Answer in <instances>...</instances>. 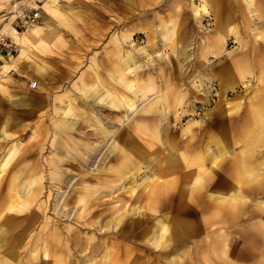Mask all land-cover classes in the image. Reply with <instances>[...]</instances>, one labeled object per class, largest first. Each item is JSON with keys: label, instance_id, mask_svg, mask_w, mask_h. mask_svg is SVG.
I'll list each match as a JSON object with an SVG mask.
<instances>
[{"label": "rangeland", "instance_id": "374dc122", "mask_svg": "<svg viewBox=\"0 0 264 264\" xmlns=\"http://www.w3.org/2000/svg\"><path fill=\"white\" fill-rule=\"evenodd\" d=\"M0 39V264H264V0H0Z\"/></svg>", "mask_w": 264, "mask_h": 264}, {"label": "bare ground", "instance_id": "6f19581e", "mask_svg": "<svg viewBox=\"0 0 264 264\" xmlns=\"http://www.w3.org/2000/svg\"><path fill=\"white\" fill-rule=\"evenodd\" d=\"M257 1H260V0H257ZM234 5V4H233ZM208 6V5H207ZM12 29V28H11ZM38 27L37 26H34V27H29L23 34H21V36L19 35H16V30L13 29V36L15 38L18 39L19 43L21 44V50H20V53L19 55L17 56V58H15L14 62H17L18 59H21L23 57V55L27 52V45L28 43H30L31 41H33L37 36L40 35V33H36ZM49 34V33H48ZM124 36V35H123ZM44 37V36H42ZM35 44V43H34ZM181 44V43H180ZM211 48H213V50L216 52L218 49H219V44L218 42L216 43H212L211 44ZM262 49V46H259V45H256L254 46V50H253V58L255 57V55ZM124 51V50H123ZM178 52V55H180V50L177 51ZM125 56V54H124ZM123 56V57H124ZM136 58V57H135ZM256 61V60H255ZM257 64H259L260 66H264V61L261 60H257L256 61ZM18 65V64H17ZM124 65H125V62L122 63V60L119 61L116 65H114V67L111 69V72H113L114 74H117V73H123V69H124ZM184 66V65H183ZM184 68V67H183ZM241 74V72H240ZM190 80V79H189ZM220 80V79H219ZM199 98V97H198ZM90 99V98H89ZM124 99V98H123ZM164 99L167 100L168 97H167V93L164 94ZM198 100V99H196ZM102 101V100H100ZM110 105L112 107H114V105H116V102L115 100L112 101L110 100ZM118 101V100H117ZM193 101V100H192ZM194 102V101H193ZM104 104V103H103ZM108 104V102L105 103V105ZM159 104V103H158ZM70 105V104H69ZM154 105V104H153ZM101 107V106H100ZM152 107V106H151ZM162 107V106H161ZM99 109V108H98ZM101 109V108H100ZM92 109H89V111H91ZM120 110V109H119ZM156 111V110H155ZM159 111V110H158ZM70 112V114H69ZM82 113H87L89 114L88 117H92L90 113L88 112H80L79 109H77L76 107H73V105L70 107L69 106V109L67 111V115L68 116H81ZM115 113V112H114ZM110 117V116H109ZM101 119V118H100ZM96 120V119H95ZM99 120V119H98ZM103 121V120H101ZM104 122V121H103ZM93 123V122H92ZM106 123V122H104ZM114 123V122H113ZM94 124V123H93ZM109 124V123H108ZM107 125V124H106ZM105 124H101L99 123L98 126H100V133L105 136L107 133H110L112 130L109 129V126H106ZM67 127H70L71 125L67 123L66 125ZM213 127V126H212ZM248 127H251L252 131H256V130H263L264 129V92L260 94V97H258L257 99V102L255 103V105L253 106L251 112L248 114V116H246L245 118V122L242 124V128H238L237 131H241L245 128H248ZM91 128V127H90ZM234 128V127H233ZM94 130V129H93ZM78 131V130H77ZM81 132V131H80ZM113 132V131H112ZM85 134V133H84ZM155 134V133H153ZM15 135V134H14ZM83 135V134H82ZM111 136V135H110ZM89 138V137H88ZM98 138V137H97ZM101 139V138H100ZM196 140V139H194ZM86 141V140H84ZM88 141V140H87ZM99 141V140H98ZM89 142V141H88ZM133 145L132 147L136 148V142H138L140 144V147L141 150L143 149V146H142V143L139 142V139L138 138H135L133 140ZM90 144V143H89ZM95 146V145H94ZM98 146V145H97ZM102 152V151H101ZM88 153V152H87ZM246 155L248 157H252V150H248ZM15 156V153L14 151L13 152H10V154L6 157V160L3 164L2 167L6 166L10 161L11 159ZM60 156V155H59ZM86 156V155H85ZM98 157V156H97ZM86 158V157H85ZM204 160V159H203ZM133 161V160H132ZM198 158H193L192 159H188V158H183V157H180L179 155H176V157L174 156H171V154H167L164 156V158L162 159V161L160 162V167L159 169L157 170L155 176L158 177L159 179L163 178L164 179V183H162V185H160L159 187L156 188V192L158 194H167L169 193L171 190H173V178H172V175L174 173V170L176 169V167L178 165H181L183 167L185 166H189V165H192V163H196L198 162ZM246 161V160H245ZM242 160H239L238 162L234 163L233 166H231V174H232V177H235V178H242L246 173L248 174V169H247V163ZM130 163V161L127 159V157L124 158V163ZM103 166V165H102ZM49 170V169H48ZM89 170V169H88ZM118 171L120 172L121 169H118ZM60 174V173H59ZM39 175V174H38ZM242 176V177H241ZM14 177V176H13ZM162 179V180H163ZM26 182V181H24ZM37 183V181H36ZM53 186V185H52ZM54 188V187H53ZM61 191V190H60ZM57 195V194H56ZM66 197V196H65ZM83 197L85 198L86 197V194L83 195ZM86 199V198H85ZM15 204L13 203L10 207V210H13L15 208L14 206ZM210 206H212V204H207L205 207H204V210H207ZM224 211V210H223ZM80 218V217H79ZM217 220V219H215ZM213 220V221H215ZM191 232V231H190ZM2 264H12V260L10 257H6L3 261ZM59 264H61L60 262H57ZM116 264V263H115Z\"/></svg>", "mask_w": 264, "mask_h": 264}, {"label": "built area", "instance_id": "2783aa9c", "mask_svg": "<svg viewBox=\"0 0 264 264\" xmlns=\"http://www.w3.org/2000/svg\"><path fill=\"white\" fill-rule=\"evenodd\" d=\"M40 18V11L38 9H35L34 11L24 14L19 17L18 19V26L19 27H28L30 25H34L35 22H37ZM13 53V44L8 43L7 41L0 39V59L4 57V55H10ZM37 83L33 84V86H36Z\"/></svg>", "mask_w": 264, "mask_h": 264}, {"label": "crops", "instance_id": "0c3cea01", "mask_svg": "<svg viewBox=\"0 0 264 264\" xmlns=\"http://www.w3.org/2000/svg\"><path fill=\"white\" fill-rule=\"evenodd\" d=\"M12 35H13V33H12ZM27 52L23 55V57L21 58V59H18V61L17 62H15V66H16V68L17 69H21L24 65H22L25 61L27 62ZM5 61H8V60H6L5 59ZM18 64V65H17Z\"/></svg>", "mask_w": 264, "mask_h": 264}]
</instances>
